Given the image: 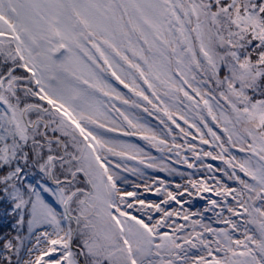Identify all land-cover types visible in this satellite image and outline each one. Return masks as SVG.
Listing matches in <instances>:
<instances>
[{"label": "snow or ice", "instance_id": "snow-or-ice-1", "mask_svg": "<svg viewBox=\"0 0 264 264\" xmlns=\"http://www.w3.org/2000/svg\"><path fill=\"white\" fill-rule=\"evenodd\" d=\"M0 209V264H264V0H0Z\"/></svg>", "mask_w": 264, "mask_h": 264}, {"label": "rangeland", "instance_id": "rangeland-1", "mask_svg": "<svg viewBox=\"0 0 264 264\" xmlns=\"http://www.w3.org/2000/svg\"><path fill=\"white\" fill-rule=\"evenodd\" d=\"M133 139H134V141H135V138H133ZM137 142H138V141H137ZM139 143L143 144V141H140ZM153 154L155 155V154H157V153L154 152ZM182 170L187 171L186 169H182ZM148 175H149V176H153V177H154V176L165 177L167 174H165V173H154V172H152L151 170H148ZM200 175H201V174H199V173H194V176H196L197 178H198ZM169 179H170V180H175L176 182H181V183H183V180H181L180 177H174V178H169ZM149 195H150V198H152V197H151V194H149ZM204 203H205V201L197 199V200L193 203L192 207H194V208H202V207L204 206ZM0 221L7 222V224L5 225V228H6L7 231H9L10 226H9L8 223L11 221V219H10L7 215L4 214L3 209H0Z\"/></svg>", "mask_w": 264, "mask_h": 264}, {"label": "trees", "instance_id": "trees-1", "mask_svg": "<svg viewBox=\"0 0 264 264\" xmlns=\"http://www.w3.org/2000/svg\"><path fill=\"white\" fill-rule=\"evenodd\" d=\"M138 142H140V141H138ZM6 224H7V222L0 221V225L4 226V227H3V231H4V232H8V231L6 230V228H5V225H6ZM8 224H9L10 227H12V226H13V225H12V220H11Z\"/></svg>", "mask_w": 264, "mask_h": 264}]
</instances>
